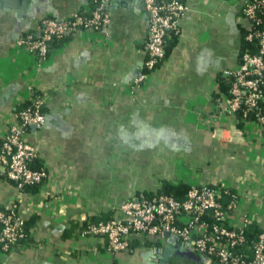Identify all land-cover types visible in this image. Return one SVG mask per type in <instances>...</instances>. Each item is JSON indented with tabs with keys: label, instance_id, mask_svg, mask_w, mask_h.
Returning <instances> with one entry per match:
<instances>
[{
	"label": "crops",
	"instance_id": "0c3cea01",
	"mask_svg": "<svg viewBox=\"0 0 264 264\" xmlns=\"http://www.w3.org/2000/svg\"><path fill=\"white\" fill-rule=\"evenodd\" d=\"M183 1L175 44L138 84L145 54L137 48L148 27L140 1L109 2L105 28L74 35L41 63L17 39L42 17L68 18L89 0H26L24 9L0 2V137L27 86L37 87L45 121L25 137L49 173L19 197L17 212L33 219L32 242L7 264L217 263L191 246L172 248V234L135 233L127 250L114 252L104 238L79 233L83 219L113 217L118 205L163 182L224 184L239 194L236 223L245 215L264 230V125L237 127L214 95L216 76L238 62L243 0ZM15 193L0 178V206Z\"/></svg>",
	"mask_w": 264,
	"mask_h": 264
},
{
	"label": "built area",
	"instance_id": "2783aa9c",
	"mask_svg": "<svg viewBox=\"0 0 264 264\" xmlns=\"http://www.w3.org/2000/svg\"><path fill=\"white\" fill-rule=\"evenodd\" d=\"M91 1L93 6L86 4L82 12L77 10L68 18L42 17L35 29L17 39L18 44L41 63L51 53L53 39L105 28L110 22L106 5L113 0ZM137 1L146 13L148 27L143 48H137L146 57L143 73L134 80L136 84L164 59L165 39L178 32V20L186 10L183 0ZM241 7V20L256 24L246 33V39L255 41L257 48L254 52L245 51L234 67L222 71L229 80V89L216 98L220 113L231 116L235 124L238 111L246 116L264 101V0H246ZM259 12L261 17L257 16ZM34 89L39 90L34 85L27 86L26 100L30 103L14 113L0 149V175L4 174L16 191L10 206L0 208V264H7L8 255L27 244L24 219L17 213L19 197L26 194L21 190L23 185L36 182L43 185L49 178L45 164L40 169L29 166L37 152L26 140L25 127H39L45 121L41 111L45 93L34 97ZM249 123L262 127L264 117L256 111L252 119L245 121ZM238 199L235 190L219 182L192 185L182 198L160 191H141L118 205L113 217L89 221L81 233L104 238L108 250L114 252L127 250L135 233L144 236L169 233L183 245L193 247L200 255L208 260L213 258L219 264H264V230L254 241H247V230L253 220L243 215L240 223H236L234 210Z\"/></svg>",
	"mask_w": 264,
	"mask_h": 264
},
{
	"label": "trees",
	"instance_id": "16d2710c",
	"mask_svg": "<svg viewBox=\"0 0 264 264\" xmlns=\"http://www.w3.org/2000/svg\"><path fill=\"white\" fill-rule=\"evenodd\" d=\"M244 1H246V0L241 1L240 5H239L240 15L241 16L243 15L241 4ZM247 1L249 2V1H252V0H247ZM88 4H89L90 7L93 6L91 0H89ZM83 10H84V7H81L80 9H78V11H80V12H82ZM258 14L261 15V13L260 12L257 13V16L261 17ZM46 16H51V15H46ZM51 17H53V16H51ZM255 25L256 24H254L253 21L248 20V21L245 22V25L241 27V40H240V49H239V55H238V62H239V60L241 58V55L245 51H250V52L256 51V48H257L256 42L255 41H248L246 39V33L250 29L255 27ZM25 34H27V32L24 33L23 35H25ZM178 35H179V27H178V32L177 33H171L170 36L165 39V44H164L165 45V56H164V59H165L166 55L168 54V52L170 51V49L172 48V46L175 44ZM70 38H71V36L53 39L51 41V48L52 49L55 48L56 46H58L61 43L65 42L66 40H69ZM140 47L143 48V44H141ZM145 57H146V55H145ZM164 59L159 61L157 63V66ZM216 81H217V86H218L219 91L215 92L214 95H215V97L219 98V96L221 94L228 93L229 80L225 76H223V74L221 72L220 74H218L216 76ZM41 94H42V91L34 89V93H33L34 97L38 98V96H40ZM29 103H30V100H25V102L20 106V108L17 109L16 112H19L21 109L25 108ZM41 111L45 114V104L42 106ZM256 111H259L264 117V101L260 102L258 107L254 108V110L250 111L246 116H243L242 112L238 111L236 113V120H237L236 124H237V127L243 128L244 124H245V121H248L249 119H252L254 117V113ZM25 128H26L27 131L30 130L29 126H27ZM2 144H3V136L0 137V149L2 147ZM29 166L31 168H34V169H40L44 165H43V162L40 159H38V157L36 156L35 158H33L29 162ZM0 178H4L5 179V175L1 174ZM162 184L163 185H162L161 189L159 190L160 192L173 194L177 198H182L184 196L185 192L187 191V189L190 187V185H187L186 183H182V182H177V183L163 182ZM41 185H42V182H36V183H33V184H25V185H23L21 190L26 192V193L27 192L34 193L40 188ZM225 198H226V196H225ZM0 208H3V206H0ZM109 218H111V217H109ZM109 218H105L103 220H108ZM89 221L90 222H97V221H100V219L99 218H95L94 216L88 217L86 220L82 221L81 225L78 227L79 233L83 231V229L86 227V225H87V223ZM33 226H34L33 225V219L24 220V230H25V232L27 233V236H28V238L26 239L27 243L32 242L31 238H30V231L33 228ZM260 231H262V229L259 228V225L256 222H253L249 226V228L247 230V236H246L247 241L248 242L254 241L257 238V235H258V233ZM94 236H96V235H94ZM104 245H106V247H107L106 242L104 243ZM213 260L215 261V259H213Z\"/></svg>",
	"mask_w": 264,
	"mask_h": 264
},
{
	"label": "water",
	"instance_id": "95a60500",
	"mask_svg": "<svg viewBox=\"0 0 264 264\" xmlns=\"http://www.w3.org/2000/svg\"><path fill=\"white\" fill-rule=\"evenodd\" d=\"M116 2H120V1H125V0H113ZM1 3H5L6 5H9V0H0ZM14 2L17 4H19L22 9H24L26 0H14ZM31 128H36V126H31ZM170 234L169 233H164V236L168 237ZM172 248H175L177 250H182L184 249L183 244L180 242V240L178 239V241H176L175 243H173ZM215 264H219V263H215Z\"/></svg>",
	"mask_w": 264,
	"mask_h": 264
}]
</instances>
